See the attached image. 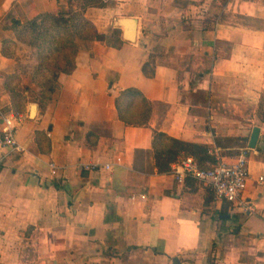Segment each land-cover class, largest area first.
<instances>
[{
  "label": "crops",
  "instance_id": "0c3cea01",
  "mask_svg": "<svg viewBox=\"0 0 264 264\" xmlns=\"http://www.w3.org/2000/svg\"><path fill=\"white\" fill-rule=\"evenodd\" d=\"M69 1L0 0V135L14 112L6 77L24 73L28 52L13 20L67 11ZM102 1L85 15L106 40L80 50L45 107L26 103L15 133L23 150L0 147V264H264V0ZM4 40L16 42L13 57ZM22 79L18 93L40 94ZM132 87L152 105L148 125L119 117L116 99ZM155 130L225 161L246 149L251 210L158 173Z\"/></svg>",
  "mask_w": 264,
  "mask_h": 264
},
{
  "label": "trees",
  "instance_id": "16d2710c",
  "mask_svg": "<svg viewBox=\"0 0 264 264\" xmlns=\"http://www.w3.org/2000/svg\"><path fill=\"white\" fill-rule=\"evenodd\" d=\"M81 3V10L71 7L74 3ZM70 8L59 13H41L31 20L22 23L14 19L11 29L16 32L19 41L35 46L38 54V66L33 81L40 91L36 96V102L43 108L51 100L53 93L58 87V77L62 73L73 72L76 57L80 50L93 41H104L106 35L98 32L96 26L90 21L85 11L92 6H104L102 0H70ZM118 29L114 34H120ZM116 45L123 41L117 38ZM16 42L3 41V54L13 57L15 52L10 50ZM144 74L154 76V70L150 71L148 65H144ZM17 78L15 75L6 77V88L14 98V112L21 114L26 107L24 95L11 86V81ZM29 87H26V90ZM19 99V100H18ZM18 101V102H17ZM118 114L126 124L134 126L148 125L152 105L137 88L123 90L116 99ZM138 104L139 114L130 115V111ZM153 156L158 173H168L172 164L181 158L191 156L200 167H207L217 162L216 157L210 153V147L205 144L188 142L168 135L162 131H154Z\"/></svg>",
  "mask_w": 264,
  "mask_h": 264
},
{
  "label": "built area",
  "instance_id": "2783aa9c",
  "mask_svg": "<svg viewBox=\"0 0 264 264\" xmlns=\"http://www.w3.org/2000/svg\"><path fill=\"white\" fill-rule=\"evenodd\" d=\"M23 119L22 114L15 112H11L4 117L5 127L0 135V147L2 149H7L10 152H21L23 150L15 134L16 128L22 123ZM210 153L214 154L213 152ZM216 160L215 164L200 167L193 157L186 156L172 164L170 172L174 174L178 181L192 178L209 187L214 199L218 202H227L243 211H250L252 203L244 196L250 175L247 150H243L230 161H225L218 156ZM110 167L109 164L105 165L107 169ZM49 168L52 174L57 173L58 167L55 163H49ZM86 168L95 169L96 165H88ZM259 180L261 183L264 182V177H260Z\"/></svg>",
  "mask_w": 264,
  "mask_h": 264
},
{
  "label": "rangeland",
  "instance_id": "374dc122",
  "mask_svg": "<svg viewBox=\"0 0 264 264\" xmlns=\"http://www.w3.org/2000/svg\"><path fill=\"white\" fill-rule=\"evenodd\" d=\"M71 7L80 11L82 8V4L76 2ZM69 8H70V6H69ZM22 43H24V42H22ZM24 44L27 46L28 52H27L26 59H23V61H20V65L24 66V73L22 75L24 76V79L29 80L30 84H31V82H33L36 85V82L33 81V77H34V75H36V54H37V50H36L35 46L29 45L27 43H24ZM10 50H13L16 53L17 44L15 46H11ZM37 57H38V54H37ZM12 75H15L17 78H14L11 81V86L15 87L16 89L20 88L22 81H23L22 75L21 76L18 74H12ZM36 95H37L36 90L31 89L29 87L27 89V91L24 92V97H25L26 103H28V102L37 103L36 102ZM139 156L141 157V161H143L144 160V154H140ZM139 167L145 168L143 166L142 162H141V165Z\"/></svg>",
  "mask_w": 264,
  "mask_h": 264
},
{
  "label": "water",
  "instance_id": "95a60500",
  "mask_svg": "<svg viewBox=\"0 0 264 264\" xmlns=\"http://www.w3.org/2000/svg\"><path fill=\"white\" fill-rule=\"evenodd\" d=\"M128 36L130 38L133 37V33L128 34ZM37 104H32L31 108H30V116L31 117H35L36 116V112H37ZM259 132H260V128L259 127H254L251 137H250V141H249V147L250 148H255L258 142V138H259Z\"/></svg>",
  "mask_w": 264,
  "mask_h": 264
}]
</instances>
